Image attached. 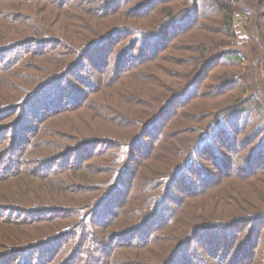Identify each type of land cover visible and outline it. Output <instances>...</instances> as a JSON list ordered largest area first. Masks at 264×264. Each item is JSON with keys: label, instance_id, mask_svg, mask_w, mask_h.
Returning <instances> with one entry per match:
<instances>
[{"label": "trees", "instance_id": "1", "mask_svg": "<svg viewBox=\"0 0 264 264\" xmlns=\"http://www.w3.org/2000/svg\"><path fill=\"white\" fill-rule=\"evenodd\" d=\"M7 1L10 0H0V12H4L0 16V57L7 58L21 46L23 51L21 63L16 61L12 65L20 66V69L10 68L7 71L9 73L13 70V79L2 77L5 82L16 84L15 87L20 90L13 96V100L9 95L0 99V118L7 120L9 115L15 116L7 121V126L9 132L17 133V140L21 139V142L10 140L0 152V264H77L78 260L80 264H108L103 259L113 254L115 241L137 236L140 241H146L156 228L164 227L161 226L163 223L166 224L165 233L158 241L167 238L164 242L167 245L162 247L160 256L155 257L154 264H190L191 259L186 251L195 241L199 240L201 245L207 244V237H214L215 240L221 236L226 239L225 244L217 243L214 247L219 250L224 247V255L226 249L231 251L234 247L232 257L235 259H231L229 264L249 258V253L252 254L257 245L264 248L263 211L209 225H193L191 222L187 231L177 227L182 217H176L189 205L187 200L199 194L207 197L217 186L228 182L229 177L249 178L264 174V0H187L188 6L182 5L175 11L174 7H163L160 4L177 0H136L133 3V0H102L99 5L113 11L103 16L130 12L129 25L108 26L102 34L91 28L87 30L91 34L89 37L76 34V31L69 35L63 33L59 21H56L52 29L44 30L35 18L33 6L39 1L51 0H14L16 5L13 6L3 3ZM205 1L211 2L213 13L209 15H216L215 18H207L208 13L198 10V4ZM59 3L62 4V10L67 5H73L72 0H59ZM48 12L47 9L42 10V19L48 17ZM61 12L58 10V13ZM153 14L160 18L161 23L158 22L150 31L141 29L147 17ZM235 14L240 16L238 21L242 22L241 26L236 27L234 24ZM6 17L10 23L28 19L26 28L3 21ZM211 23L217 24L220 32V29L224 31L222 33L227 37L224 44L228 43L232 49H223L217 37L218 31L210 33L213 32L208 25ZM81 26L88 28L89 25L82 19ZM200 30H208L217 38L218 43L208 46V49L201 45L187 49H193L197 62L188 64L191 70L182 75V84L177 89L166 85L168 88L162 99H156L154 106H148L142 118L133 119L136 121L129 122V125L123 123L125 118L119 114L116 119H107L112 126H128L126 135L85 140L71 136L74 134L70 131L56 129L65 119L64 116H70L65 113H76L87 107V101L94 96L93 92L99 88L105 89L110 84L113 86L119 79L126 81L133 74L124 69L127 59L138 62V66L142 67L167 59L163 54L173 49L176 42ZM120 38L126 41L109 68V46ZM31 43L37 45L38 50H42L43 47L39 46L41 44L61 46L66 50L61 55L52 53L36 61L40 64L47 61L56 67L54 71L46 72V66L39 68L34 65L32 69L25 63L29 61L28 45ZM238 46L243 49L246 46L248 49L252 47L257 52L250 57L243 51H235ZM137 48L139 54L134 56ZM216 64L221 68L233 66L235 72L221 75L212 73L209 76ZM188 66L185 68L188 69ZM28 71L34 75H37V71L46 75L34 77ZM214 77L213 83H205L206 78ZM74 79L85 87L94 88L95 91L88 94L89 99H79L81 94L74 98ZM26 86L29 88L26 89ZM235 95L239 96L232 99ZM61 101H65L66 105L62 107ZM72 101H76V107L66 108L72 105ZM177 106L179 108L176 109ZM183 117L185 121L179 122ZM32 122L38 124L36 129ZM49 125L55 131L46 135L45 127ZM31 133H34L33 137H30ZM29 137L32 138L30 143L27 141ZM47 147L51 151H47ZM99 148L105 151L94 154ZM23 154L27 158L29 155L31 159H22ZM106 157L109 158L110 166L106 168L103 164L98 169L100 177L111 174V177H104L106 182L80 184L75 175L71 177L70 184L61 177L51 180L58 184L67 183L72 194H88L85 198L80 196L69 199L64 195L68 189L57 187L59 191L49 193L43 186V182L52 185L45 180L46 177H54L52 169L55 167L57 170L60 168L57 174L65 172V175L71 176L79 170L87 169L90 162L107 163ZM72 159L74 162L70 163ZM160 159L167 160L161 163L166 165L165 168L149 177H143L144 172ZM25 161L32 162L34 170L24 173L22 164ZM207 162L211 171L205 169ZM20 175L30 178V181L11 182V176ZM216 176L225 179L210 184L214 189L205 186ZM193 178L201 181L198 193L194 192L197 186ZM183 185L193 191L183 193L178 188L181 186L182 189ZM96 192L100 194L96 195ZM134 192L140 194L135 199V202L141 201L139 206L132 209L133 205H129L127 210H123L131 201L129 194ZM176 192L182 196L174 198ZM144 199L147 201L142 205ZM169 204L174 207L168 208ZM27 216L37 217L39 221H56L57 229L51 227L49 233L37 238L36 235H42L40 228L31 230L34 226H27L30 224L26 220ZM123 222L129 225H120ZM96 225L101 231L94 230ZM239 226L249 227V230L235 240L234 229ZM155 238L154 235L149 243L155 242ZM149 243L142 242L141 245ZM61 245L65 246L62 256L59 255V249L56 251V247ZM262 251L260 259L264 264ZM47 253L50 255L45 257ZM55 255L56 258L60 257L56 261L53 260ZM36 260L41 261L38 263ZM118 262L119 259L116 260ZM224 263L222 260L220 263L217 261V264ZM249 264L253 263L249 261Z\"/></svg>", "mask_w": 264, "mask_h": 264}, {"label": "rangeland", "instance_id": "2", "mask_svg": "<svg viewBox=\"0 0 264 264\" xmlns=\"http://www.w3.org/2000/svg\"><path fill=\"white\" fill-rule=\"evenodd\" d=\"M51 1L52 2L39 1L37 4H34L33 6L34 13L38 15L36 16V14H34L35 18H37L36 20H38V22L40 23V26L44 30L52 29L56 21H59V23H62L61 24L62 29L60 28L58 29H60L63 33L69 35V34H72L73 31H76L77 32L76 34H80L83 36L85 35V37H89L91 36V34L87 30L91 28H93L91 29L92 31H97L98 33L101 31L100 34H102L105 31V28L108 26L116 27L119 24L129 25L128 21L130 20L128 19H130L131 17L130 12H125L123 14L119 12V15L115 14L112 16H103L105 15L104 13L107 12L109 14L110 12L113 13V11L103 9L99 5V3L102 0H72L73 7L67 5V8H65L64 10L61 9L62 4L59 3V0H51ZM68 1L70 2V0ZM124 1L128 2L130 0H124ZM134 1L136 0H133L132 3ZM164 2H162L160 6L162 5L163 7H169V8L174 7V11L175 9L179 8L182 5H185V4L187 6L189 5L187 0H179V1L177 0V2H174V3H164ZM3 3H10L12 6L16 5V2L14 0H10V1L3 2ZM44 9H47L49 11L48 15L46 14V17L47 16L48 17L45 18V20L42 19L41 14H40L42 10ZM57 9L63 12L58 13ZM198 10L200 12L205 11L206 13H208V15H206L207 18L216 17V15L215 16L209 15L213 13V7L211 6V2L205 1L204 3H201V4L199 3ZM2 15H4V12L1 11L0 16ZM82 19H84L86 24L89 25L88 28L81 26ZM159 19L160 18L156 14H153L147 17L146 24L143 27L141 26L140 27L143 30L150 31L155 25L158 24V22L159 24L161 23V20ZM234 19H235L234 24L236 25V27L241 26L242 22L238 21L240 19V16L235 14ZM3 21L9 22V24L11 25L12 24L22 25L23 27L26 28L28 19L25 18L21 22L12 21L10 23V19L6 17ZM132 23L133 22H131V24ZM208 25L211 28V30H213V32H210V33H214L215 30L218 31L217 37L219 41L223 44L224 46L223 49H232L228 43L224 44V42L227 41V37L225 36L224 33H222L224 31L222 29H220L221 32L219 31V29L217 30L218 26L215 23H211ZM175 31H177V29ZM210 33L208 32V30H205V31L200 30V31L193 32L185 36L184 38L180 39L181 41L179 40L178 42L175 43L173 49H170L168 52H165L163 54V56L166 57L167 59H162L159 61H155L151 64H146L144 67L138 66V62H135V61L133 62V60L131 61L127 59L124 69L126 71H131L133 74L129 76V78L126 81H123V80L121 81L119 79L113 84V86L110 84L105 89L99 88L100 90L98 89V91H96L97 93L93 92L95 91L94 88L85 87L83 84L81 83L79 84L78 82H76L75 79L72 80L73 87L75 89L74 94H76L74 98L78 97L81 94L80 95L81 98L79 99H83L84 97H86V99H89L88 94L91 92H93L94 96L91 97L87 101L88 103L86 102L88 104L87 107L82 108L81 110H78V112L76 113L74 112L65 113V114H70V116L69 117L64 116L65 119H63L61 125L56 126V129H60L62 131H70L71 133L74 134L71 136L82 137V138H85V140H93L95 137L118 138V137H122L126 135V133L129 131L128 126H125V127L112 126L111 122L108 120H113V119L118 118V114H119L120 116L124 117L125 120L129 119L128 121H125V120L123 121V123H126L129 125L130 124L129 122L136 121L133 119L142 118L144 116V112L148 109V106H154V101L161 100L163 95L166 93V89L168 87L172 89L173 88L177 89L182 84L181 83L182 75L187 74L191 70V66H188V64L192 65L193 62L195 61L194 57H196V55L192 52L193 49L191 50H187V49H190L191 47H196L199 45L205 47V49H208V46H214L216 43H218L216 41L217 38ZM29 34L33 35L31 34V32H29ZM169 37L167 38V40L169 39ZM15 39L16 38H14V40ZM120 39L121 40L115 39L114 42L109 46L111 50V55H110L111 61L110 59L108 60L110 61L108 64L109 68L112 66V62L115 59V55L117 54V52L123 49L122 46L125 43L124 41L126 40H123L122 38ZM116 42H119V44H116ZM161 42L165 43V41H161ZM28 46L30 48V52L28 53L29 61L27 62L25 60L26 61L25 63H27L29 67L31 66L32 69H34V65L39 66V68L46 66L45 67L46 72H52L55 70L56 67L46 63L47 61H43V64H40L36 61L38 59L42 60V58L43 59L46 58L48 54L51 55L52 53H56V54L58 53L61 55L65 53L66 51L64 48H61V46L56 47L55 45L45 46L41 44L39 46L43 47L42 50H38L37 45H35L34 43H31ZM219 48H221V45L219 46ZM22 49L23 47L21 46L18 48V50L12 51V53L9 54L7 58L0 57V77H1L0 78V99H5V97L9 95L10 98L13 100V96L19 93L18 91L20 89L15 87L16 84L7 83L2 77L13 79L11 76L12 75L11 72L13 70H17V68L20 69V66L15 67L12 65H14V63H17L16 61H18V63H21L22 59L20 57L22 56L21 54V52L23 51ZM237 50L245 52V54L250 55V57L255 55L257 52L255 49H252V47L248 49V46H246L245 49L238 46L237 48H235V51ZM134 51H135L134 56L139 54V48H137V50H134ZM149 52L150 51H147V53ZM3 56H5V54ZM139 57L140 56H138L137 59H139ZM13 58H15V62H13ZM196 62L197 60L194 63ZM186 66H188V69L185 68ZM10 68H12L13 70L7 73V71ZM233 68H234L233 66L229 68H224V67L221 68L218 64H216L210 70L209 76L212 73L213 74L216 73V75H221L225 73L231 74L230 71L235 72V69ZM28 74L34 75L29 71H28ZM35 74L40 75V76L46 75L44 72H40V71H37ZM37 75H34V77H37ZM209 76H207V78ZM207 78L205 80V83L207 84L213 83L215 79V77L212 79H207ZM16 82L20 83L18 80H16ZM166 85H168V87H166ZM28 88L29 86H26V89ZM160 93H162L161 96L158 95ZM237 96L239 95L233 96L232 99ZM2 102L5 103L4 101ZM60 105L61 106L66 105L65 101H61ZM73 107H76V101H72V105L70 107L67 106L66 108L72 109ZM177 108H179V106H177L176 109ZM174 111H175V108L172 110V113ZM183 111L185 110L183 109ZM172 113H170V115H172ZM14 118H15L14 115H9V118H7V120L0 118V131H1L0 132L1 133L0 152L3 151V149L7 147L10 140L11 141L16 140V142L20 140L21 142V139L17 140V133L13 134L11 131L9 132L8 130L9 125L7 126V123H8L7 121L10 119H14ZM30 119L32 120V118ZM178 121L179 122L185 121V118L184 117L180 118ZM32 125L34 126L35 129L38 127V124L36 122H32ZM45 128H47L44 131L46 135L47 133H51L55 131V128L52 125H49L48 127H45ZM48 128H51V131H48ZM33 134L34 133H31L30 137H33ZM46 135H44L43 137H47ZM59 135H61L60 132H59ZM30 137L28 138L29 140H27L29 141V143L31 142L30 139H32ZM34 137H37V136L35 135ZM54 139L56 141H63V140H59V138L57 139L54 138ZM168 139L169 138H167V140ZM20 142H18V144ZM22 147H24V145H22ZM46 150L51 151L49 150L48 147L46 148ZM102 151H105V150H102L99 148L94 151V154H98ZM22 159L24 160L27 159V161H29V159L31 158L29 157V155L27 158V155L24 156L23 154ZM106 160H107V163L106 162H103V163L90 162L91 165L87 166L88 167L87 169L79 170L76 173L72 174L71 176L65 175L64 174L65 172L62 174H57L60 168L58 167L59 169L57 170L55 167V169H52L53 171L52 174L54 177H46L45 181L51 182L53 178L61 177L62 179H64V181H68L67 183L70 184L69 182H71V179H72L71 177H74L75 175L77 176L75 178L76 181H78V183L80 184L89 183V185H94L93 183L106 182L104 177H111V174H108L109 176H104V177L98 176L99 175L98 169L101 168L103 164L106 165V168L110 166L109 158L106 157ZM27 161H25V163L22 164V171L24 173L27 171L34 170L35 165L32 162L27 163ZM73 162L74 160L72 159L70 163H73ZM166 162H167L166 159H160L159 162L154 163L150 168L146 170V172H144L143 177H149L153 175L154 173L159 172L162 168H165L166 166L165 164H161V163H166ZM204 166L206 170L211 169L209 166V162L205 163ZM16 176H13V177L11 176V178H13V181H11L12 183L18 182L21 180L30 181V178L23 177V175L22 176L20 175L21 177H16ZM32 176H34L33 173H32ZM224 179L225 178L222 179V177L216 176L213 178V181H210L209 183L205 184V186L206 185L210 186V184L212 185L214 182H217L220 180L224 181ZM228 179H229L228 182H225V184H221L217 186L215 189H214V186H210L214 190H212L211 194L208 195L207 197L199 194L198 197H194V199L190 198L189 200H187V203H189V205L185 209L183 208L182 212L176 216L178 218L182 217L180 220H178L177 227L182 228L184 231L190 228L191 222L193 225H198V224L209 225V223L213 224V223H217L220 221L227 222L232 219H236L237 216H244L246 214L250 215V213L259 212V211L264 212V174L261 176L259 175L258 177H249V178L229 177ZM192 181L197 186V190L194 192L198 193L199 189H201L200 187L201 181L198 180V178H193ZM51 183L52 185H48L46 182H43V186L49 193H54L55 191H59L57 187H60L62 189L69 188V185L67 183L58 184L57 182L54 183L53 181ZM178 188L185 194H189L193 191L191 188L188 189V187H185V185H183L182 189H181V186ZM177 193L178 192L175 193L174 198L182 196V195L179 196ZM98 194H100V192H96V195ZM64 195L67 196L69 199H71V197L81 196L85 198L88 196V194H85V193L72 194V192H70L69 189H68V192L64 193ZM128 197H130L131 201L129 204H126L123 207V210H127V207L129 205H133L132 209L137 208L141 201L138 203L137 201L135 202V199L136 197H140V194H136V192H134V193H130ZM145 201L147 200L144 199L142 201V205ZM169 207L172 208L174 207V205L169 204L168 208ZM162 215H164V211L162 212ZM38 219L39 218L37 217H30V216L26 217L27 222L30 223L27 226L28 227L34 226L31 230L40 228V232L42 233V235H36L37 238L45 236V234L49 233L51 231L50 229L52 228L57 229L55 228L56 221H51V222L44 221V220L39 221ZM193 221L195 223H193ZM123 223L120 225H125L126 227L129 225L128 222H123ZM161 226H164V227L160 229L156 228L155 231L153 230L154 232L152 236L146 241H140L139 236L125 237L122 240L119 239L115 241L113 254L103 260L106 261L108 264H113V263L133 264L132 261H137L134 263H139V264H146V262L154 264L155 257L160 256L162 247L164 245H167L166 243H164L167 238H163L161 241H158V238L165 233L164 229H166L165 223H163ZM21 227L23 229H26L22 225ZM98 227L99 226L96 225L94 230L101 231V229ZM248 230H249V227H244V226L236 227L234 229V234H233L235 236V240H237L238 237L245 235ZM221 234L224 235L225 233H221ZM154 235L155 237H157L155 238L156 241L149 243L150 241H152V238ZM116 238H118V236ZM207 238H208L207 244L205 243L204 245H201L202 242L200 243V241L198 240V241H195L191 245L190 249L186 251V253L189 255V259H191L190 264H217V261L218 263H220L221 260L225 262L224 264H229L231 262V259H233L234 261L235 258L232 257L234 253L233 252L234 247L232 248L231 251L229 249H226L227 253L225 255H224L225 253L224 247L222 248V250H219L218 247L217 249H214L217 243L225 244L227 242L225 238L221 236H219L215 240H214V237L213 238L207 237ZM142 242H147L149 244H145L144 246H142L141 245ZM263 246H264V242H263ZM64 247H65L64 245L56 247L57 248L56 251L58 249L61 251V253L59 254L60 256L64 254V252L62 251ZM163 250H165V248H163ZM262 250H264V248L260 247V245H257L255 246L253 250L254 252L252 254L249 253L250 254L249 258H244L243 260L236 261L233 264H249V261H251L253 264H262V261L260 259L263 253ZM48 254L49 253H47L45 257H48L50 255ZM121 254L123 258L121 257ZM59 258H56V255H55L53 260L56 261ZM117 259H119L118 263H116ZM208 259H211V260H208ZM40 261H38V263H40ZM80 262H81L80 260L76 261L77 264H80ZM176 264H183V263L179 262Z\"/></svg>", "mask_w": 264, "mask_h": 264}]
</instances>
